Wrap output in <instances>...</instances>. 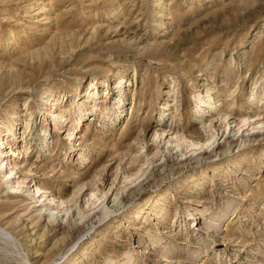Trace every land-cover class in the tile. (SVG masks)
<instances>
[{
  "label": "rangeland",
  "instance_id": "374dc122",
  "mask_svg": "<svg viewBox=\"0 0 264 264\" xmlns=\"http://www.w3.org/2000/svg\"><path fill=\"white\" fill-rule=\"evenodd\" d=\"M226 115L264 130V0H0V138L26 179L0 171V264H264V137L180 160Z\"/></svg>",
  "mask_w": 264,
  "mask_h": 264
},
{
  "label": "bare ground",
  "instance_id": "6f19581e",
  "mask_svg": "<svg viewBox=\"0 0 264 264\" xmlns=\"http://www.w3.org/2000/svg\"><path fill=\"white\" fill-rule=\"evenodd\" d=\"M94 90H96V87H94ZM94 94H96V91H95ZM49 96H51V95H49ZM51 100H53V99H51ZM51 102L52 101H49V98H48V101L46 102V104H48V103L52 104ZM121 102H122V100L119 103H121ZM199 102L203 103L204 100L203 99H199ZM211 108L212 109H216L213 106H211ZM202 111L204 112V110H202ZM13 114H15V112ZM52 114H53L54 118L58 116L57 113H55V112H52ZM228 117H229V119H228ZM238 118H239V116H238ZM238 118L232 119V118H230V115H226L225 116V120H227L226 121V123H227L226 131L221 135V137L219 139H217V140L215 139V142H214L212 150L209 151V150L205 149L206 148L205 147L204 148L205 150L202 149L197 154L196 153H191L189 155H185L182 158H180V160L188 161V162H191V161L199 162L203 158L211 157V155L215 151V148L218 149L221 146L223 147V144H225V142L227 140L230 141V140L236 139V137H238L236 135L242 133L244 130H247V132H249V133L252 131L251 133H252V136H253L254 139L255 138L256 139H263L264 130H261V131L257 130V128H261V126L263 124L262 120L260 121L259 119H257V117L249 116V115H244V116H242L241 119H238ZM80 123H81V120H78L77 126ZM54 125L56 127L58 124L55 123ZM213 126H214V123L211 121L209 123L208 127L212 128ZM4 131L5 132H3V134H2L3 137L4 136H5V138H7V136L8 137H12V141L8 140V138L7 139H4L3 137L0 138V145H1L0 146V158L4 157L0 161V171L5 169V172L8 174L7 176L5 175V177H4V179L6 180V184H9V188H11V190H12V192H9L8 194L22 193V192L25 191V187H26L25 180L26 179L24 180L23 178L22 179H18L17 178V175L15 173V168L17 167L18 164L16 162V159H14L15 157L12 156V154L9 153V149H11V150H13V152H15V156L17 154L21 155V151L19 150V148H16V146L18 147V143L15 142L16 141V137L18 135H16V132H14L13 127L11 126V124L6 125ZM29 135H31V137L29 138V140H31L34 137L33 133L29 134ZM76 135L77 134H75L73 132V137L74 138H76ZM173 135H174V133L173 134H171V133H166L165 134V131H164L162 133V135L161 134L159 135V133L155 134V139H159L160 142H164L163 144L170 151L171 148H170L169 143L172 142L175 138H179V135H177V134L174 135V136ZM245 136H246V134H245ZM176 140H177L176 144L178 146H181L183 144V142H184V140L181 139V138L176 139ZM182 140H183V142H182ZM193 144H195V142H193ZM192 148H193V146H192ZM19 151H20V153H19ZM39 192H40L39 188L35 187L34 192L29 194V195L32 196L31 198L35 199V202L39 203L40 207L37 210H38L39 215L41 217H45V218H48L49 220H51L53 222H56V225H57L56 228H58L59 231H62L64 228H66L68 226H71V225L75 226L76 225L77 222H75L74 214H72V207L69 208V206H68L69 209H63L62 208V202H65L63 200L60 201V203H58L57 206H53L51 204V202L48 200V196H46V194L45 195L39 194ZM89 195L91 197H93L96 194L93 191H91V194H89ZM128 198H129V195H128L127 192H120V193L118 191L114 192L113 193V197L110 199V201H108V202L104 201L103 204H102V207L104 208V214L108 215L110 213V207L115 205V203H117V202L118 203H122L123 201H126ZM109 203H112V204H109ZM62 211L64 213H62ZM81 213H83V212H81ZM38 261H40V260H38Z\"/></svg>",
  "mask_w": 264,
  "mask_h": 264
}]
</instances>
